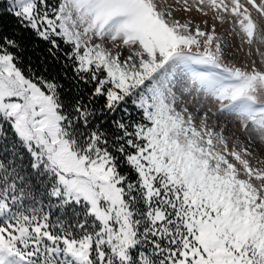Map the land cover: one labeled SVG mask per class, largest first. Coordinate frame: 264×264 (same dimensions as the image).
<instances>
[{"label": "snow or ice", "instance_id": "6c2138e0", "mask_svg": "<svg viewBox=\"0 0 264 264\" xmlns=\"http://www.w3.org/2000/svg\"><path fill=\"white\" fill-rule=\"evenodd\" d=\"M257 151L264 0H0V264H264Z\"/></svg>", "mask_w": 264, "mask_h": 264}, {"label": "rangeland", "instance_id": "374dc122", "mask_svg": "<svg viewBox=\"0 0 264 264\" xmlns=\"http://www.w3.org/2000/svg\"><path fill=\"white\" fill-rule=\"evenodd\" d=\"M170 2H171V0H170ZM192 15H193V17H194L196 20H200V19H202V17H201L198 13L193 12ZM229 27H230L229 25H224V28H223V29H221V28L218 27V31H224V29H228ZM226 38H228V39H232L233 42H235V40H236L235 37H227V35H226ZM230 127H231V125H230ZM241 138H243V137H241ZM254 155L257 156V157H259L260 159H264V156H261L260 153H259L258 151H257V152H254ZM253 163H256V161L253 160Z\"/></svg>", "mask_w": 264, "mask_h": 264}, {"label": "trees", "instance_id": "16d2710c", "mask_svg": "<svg viewBox=\"0 0 264 264\" xmlns=\"http://www.w3.org/2000/svg\"><path fill=\"white\" fill-rule=\"evenodd\" d=\"M12 23L14 24V21H12Z\"/></svg>", "mask_w": 264, "mask_h": 264}]
</instances>
